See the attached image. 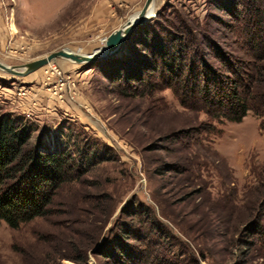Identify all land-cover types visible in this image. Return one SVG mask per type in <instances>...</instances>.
Here are the masks:
<instances>
[{
    "label": "rangeland",
    "instance_id": "374dc122",
    "mask_svg": "<svg viewBox=\"0 0 264 264\" xmlns=\"http://www.w3.org/2000/svg\"><path fill=\"white\" fill-rule=\"evenodd\" d=\"M145 1L0 0V61L23 65L61 49L96 53ZM225 1L155 0L154 15L131 34L176 31L185 21L237 53L257 13L251 0H242L238 19L226 5L232 0ZM253 2L264 14V0ZM129 38L112 58L127 61L144 52ZM107 60L57 58L26 76L0 69V113L25 125L42 151H67L86 170L59 189L51 214L18 228L0 222V264H119L109 247L129 204L154 209L155 229L177 257L264 264V251L246 254L236 243V227L264 200L261 118L249 111L238 122L213 121L183 107L171 89L141 94L132 85L125 92L107 77ZM206 122L213 131L187 150L168 138ZM186 157L184 172L166 170Z\"/></svg>",
    "mask_w": 264,
    "mask_h": 264
},
{
    "label": "trees",
    "instance_id": "16d2710c",
    "mask_svg": "<svg viewBox=\"0 0 264 264\" xmlns=\"http://www.w3.org/2000/svg\"><path fill=\"white\" fill-rule=\"evenodd\" d=\"M251 1L250 10H256L257 16L253 27L243 36L239 52L223 50L210 33H196L185 21H180L176 31L172 28L147 31L144 38L131 34L129 41L141 43L144 52L127 61L108 59L107 77L118 86H125V92L132 85L134 92L141 94L171 89L183 107L204 112L213 121L238 122L253 111L261 118L260 128L264 132V14L254 9L255 0ZM226 5L236 10V18L241 17L242 0H232ZM213 129V124L206 122L168 138L187 150L199 140L200 134ZM189 162L186 157L184 161L169 164L166 170L182 173ZM85 173L71 153L42 151L32 143L25 125L0 113V222L18 228L51 214L59 189L66 183L81 180ZM262 204L264 200L252 217L240 223L242 227H236V243L239 248L246 247V254L264 251ZM121 213L127 219L120 223L108 254L116 257L119 264H189L194 258L177 257L168 248L163 235L155 229L152 221L155 212L151 207L143 210L129 204ZM131 240L140 245L135 246Z\"/></svg>",
    "mask_w": 264,
    "mask_h": 264
},
{
    "label": "water",
    "instance_id": "95a60500",
    "mask_svg": "<svg viewBox=\"0 0 264 264\" xmlns=\"http://www.w3.org/2000/svg\"><path fill=\"white\" fill-rule=\"evenodd\" d=\"M153 2L154 0H146L142 9L139 10L138 15L134 20L129 18L123 25L120 26L119 29L114 30L109 36L106 37V51L103 54L90 56L88 54L61 49L58 51H53L44 57L23 65H7L0 61V69L13 75L26 76L57 58L70 59L76 63H89L107 60L118 56L122 53V50L126 45L131 32L151 18L149 15H147V13Z\"/></svg>",
    "mask_w": 264,
    "mask_h": 264
},
{
    "label": "bare ground",
    "instance_id": "6f19581e",
    "mask_svg": "<svg viewBox=\"0 0 264 264\" xmlns=\"http://www.w3.org/2000/svg\"><path fill=\"white\" fill-rule=\"evenodd\" d=\"M139 12V11H138ZM138 12L135 13L134 15H132L130 18L131 20H134L136 18V16L138 15ZM154 12H155V0L154 2L151 4L150 8H149V11L147 13V15H149L150 17H152L154 15ZM120 28V27H119ZM118 28V29H119ZM106 41V39H105ZM106 51V44H104V46L102 48H100L99 50L96 51V53H93V54H88L90 56H97V55H100V54H103L104 52ZM56 60V59H55ZM54 61V60H53ZM52 62V61H51ZM51 62L48 63L49 65H51Z\"/></svg>",
    "mask_w": 264,
    "mask_h": 264
}]
</instances>
